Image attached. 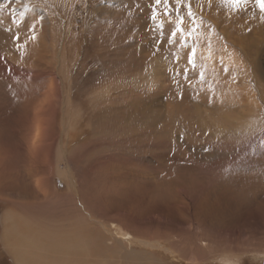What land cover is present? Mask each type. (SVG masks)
<instances>
[{"label":"rangeland","instance_id":"374dc122","mask_svg":"<svg viewBox=\"0 0 264 264\" xmlns=\"http://www.w3.org/2000/svg\"><path fill=\"white\" fill-rule=\"evenodd\" d=\"M35 114L55 135L49 195L75 205L43 218ZM0 182L1 230L9 210L78 215L103 236L127 224L150 264H264L256 0H0Z\"/></svg>","mask_w":264,"mask_h":264},{"label":"bare ground","instance_id":"6f19581e","mask_svg":"<svg viewBox=\"0 0 264 264\" xmlns=\"http://www.w3.org/2000/svg\"><path fill=\"white\" fill-rule=\"evenodd\" d=\"M207 58L210 59V57H207ZM230 64H232V63H230ZM31 117H32V115H31ZM51 122L50 121L48 122L47 119L45 120L43 117H40L39 114H35L34 118H32L31 121L29 122V124L32 123V128L30 127L32 129V131L35 129V135L34 136L36 137V140L34 141L35 143L31 144L30 147H28V150H29L28 151V153H29L28 158L31 159L33 166L37 165L40 168L39 169L40 177L37 179L34 186L33 185H31V186H33V189H32L33 193L36 194V197L34 198L35 200L36 199L39 200L40 199L39 196L43 197V199H41L40 201H37L36 202L37 204H35L36 205L35 208H37L40 211L42 210V208H46V209L51 208V210H52V208H54V206H57V205L58 206H65V205L75 206L73 203L74 201L72 199H70L73 201L72 202L69 199H67V196H66V198H64L65 197L64 196L63 197L64 199L63 198L60 199L62 196L59 198H58V196H56L57 197L56 198V197H50V195H49V182L51 179L52 171L54 170V169H52V166H51L52 164H50V161H51V155H52V147H54L53 144H55L54 143V138H55L54 136L55 135L53 136L54 132L52 131L53 128L51 127V124H52ZM26 124H28V123H26ZM31 129L28 128V130H31ZM245 130H246V127H245ZM49 131L51 133H49ZM28 134H26V135L28 136ZM21 156L23 157V154H21ZM27 162H28V160H27ZM1 165H2V163H1ZM33 166L31 165L32 168H33ZM4 168H6V167H4ZM2 172L4 173V171H2ZM6 172H8V171H6ZM20 179H21V177H20ZM4 181H5V179H4ZM95 183H97V182H95ZM98 183H99V181H98ZM92 184L90 183L91 186H92ZM5 185H6V183H5ZM74 186H73V188H74ZM93 187H94V184H93ZM2 189H4V186H3V183L0 182V191ZM70 189H71V187H70ZM26 190H28V189H26ZM95 191L99 192L100 190H98V188H97ZM54 192H56V191L54 190L52 193H54ZM90 192H92V191L90 190ZM93 193H95V195H96V192H93ZM55 194L58 195L57 192ZM1 199H0V201H1ZM28 199H29V197H28ZM32 199H30V200H32ZM97 199H96V201H97ZM99 200L100 199H98V201ZM9 202H11V201H9ZM16 205H19V204L16 203ZM43 205H45V206H43ZM96 205H99V203L97 202ZM28 207L29 206L26 207L27 210H28ZM76 207H78V206H76ZM20 208H22V206ZM20 208H18V209H20ZM32 208H34V207H32ZM15 209H17V207H15ZM15 209H14V211H15ZM20 210L22 211V209H20ZM44 210H42V211H44ZM21 211H19V212H21ZM28 211H32L31 207ZM65 211H67V210H65ZM65 211H63V212H65ZM77 211H79V209ZM37 212L38 211L36 210V213ZM42 213L44 214L45 212H42ZM42 213H39L40 217H41ZM19 214H16L15 212L10 211V210L7 211L2 218L3 219L2 220V230L0 229L2 231L0 234L1 235V237H0L1 243H2L6 253L9 255V257H11V259L13 260V262L15 264H117L120 259L122 260V262L124 264L125 263H127V264H150L149 259L147 258V256L144 255V253H140L137 251L136 252L131 251L132 250L131 247L133 245H135V243L137 244V241L135 240L136 233H135V231H131V229L129 230V226H127V224H125V223L116 221V223L118 222L117 224H115V223L112 224V222H111V225L108 226L109 229L105 228V230H104L105 235L103 236L101 232L96 231L95 229L91 228L90 225H87L85 223L86 221L84 222L83 220L77 218L78 215H76V218L71 217V219H67L68 221H66V223H61L63 221L58 222L59 220L56 221L57 219H60L59 218L60 216L58 215L59 217L58 218L56 217L57 219L55 221H53L55 219L54 218L53 220H50V221H44L46 223L42 222L41 224L39 222L40 217L38 216L39 219L37 221L39 223L37 224L35 221L32 222V220H31V219L34 220V217H35V215H33L34 213H31L32 216H34L33 218H31V217L28 218V219L31 218L30 219L31 221L24 218V216H27L28 213H27V215L24 214V216H22L23 214H21V215H19ZM46 214L48 215V213H46ZM46 214H44L42 216V218ZM49 214H51V213H49ZM37 215L38 214H36V217H37ZM47 215H46V217H48ZM28 216H31V215L29 214ZM55 216H56V213H55ZM48 219H50V218H48ZM51 219H52V216H51ZM89 222H91V221H89ZM202 245L205 246L206 244L201 243L200 246H202ZM128 247L130 248V251H126V248H128ZM122 250H123V253H122ZM122 255H123V257H122ZM262 257H264V254ZM225 263L227 264L230 262L225 261ZM231 263H235V262H231Z\"/></svg>","mask_w":264,"mask_h":264},{"label":"snow or ice","instance_id":"6c2138e0","mask_svg":"<svg viewBox=\"0 0 264 264\" xmlns=\"http://www.w3.org/2000/svg\"><path fill=\"white\" fill-rule=\"evenodd\" d=\"M232 2L235 4V5H239L241 3H247L248 0H232ZM161 3V0H156V4H160ZM256 4L259 6V9L262 13H264V0H256ZM191 14V13H189ZM155 17L153 16V19ZM38 22V21H37ZM32 29L35 28V23H33L31 26H30ZM34 38V37H33ZM16 39H19V37H16ZM191 62V61H190Z\"/></svg>","mask_w":264,"mask_h":264}]
</instances>
